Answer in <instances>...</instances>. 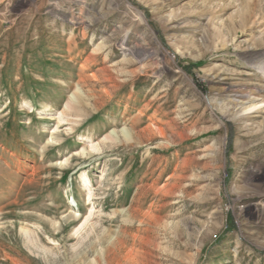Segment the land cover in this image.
<instances>
[{"label": "rangeland", "instance_id": "rangeland-1", "mask_svg": "<svg viewBox=\"0 0 264 264\" xmlns=\"http://www.w3.org/2000/svg\"><path fill=\"white\" fill-rule=\"evenodd\" d=\"M126 263L264 264V0H0V264Z\"/></svg>", "mask_w": 264, "mask_h": 264}, {"label": "bare ground", "instance_id": "bare-ground-1", "mask_svg": "<svg viewBox=\"0 0 264 264\" xmlns=\"http://www.w3.org/2000/svg\"><path fill=\"white\" fill-rule=\"evenodd\" d=\"M225 90V89H224ZM260 92L261 91H258V92H255V94L256 95H260ZM224 94V93H223ZM223 94H222V96H223ZM226 95V94H225ZM73 96H75V94H73ZM231 102H232V104L231 105H233V106H231V107H229L230 105H226V107L223 109V113L225 114V113H228L229 111H232V113L231 114H233L234 113V115L235 114H237V110L235 111V109L237 108V106H238V101H236V100H231ZM236 112V113H235ZM123 132L126 134V136L129 138V135H128V132L126 131V130H123ZM111 135H115V132H112V134ZM88 200H89V202L92 200V193L90 192L89 193V196H88ZM77 202H76V200L75 199H73V204L75 205ZM89 204H92V203H89ZM77 205V204H76ZM93 213L91 212L90 213V215H92ZM90 218V217H89ZM88 218V219H89ZM95 225V224H94ZM34 241V240H33ZM32 241V242H33ZM117 248V247H116ZM111 252V251H110ZM129 254V253H128ZM127 264V263H126Z\"/></svg>", "mask_w": 264, "mask_h": 264}]
</instances>
